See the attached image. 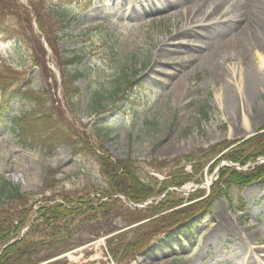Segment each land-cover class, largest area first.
<instances>
[{
    "label": "rangeland",
    "instance_id": "374dc122",
    "mask_svg": "<svg viewBox=\"0 0 264 264\" xmlns=\"http://www.w3.org/2000/svg\"><path fill=\"white\" fill-rule=\"evenodd\" d=\"M19 1L28 9L33 3L43 12L53 10L70 26L63 31L65 38L55 55L37 24L7 17L12 13L9 2L0 0V11L8 13L0 18V103L15 89L46 93L49 106L58 107L71 131L83 136L54 150L24 144L15 120L33 106L13 101L9 115L0 119V180L18 185L35 199L93 195L110 188L99 158L107 154L113 163L134 162L146 179L143 188L148 191L150 186L156 195L143 203L149 206L136 207L145 211L153 205L136 224L124 222L118 214L108 225L102 219L84 224L75 219L59 224L52 237L51 229L38 228L31 217L22 235L27 234V241L46 243L41 264H133L120 257L114 260L111 249L122 246L121 239L125 243L132 239L137 226L147 227L172 212L170 207L161 213L155 210L167 192L183 198L179 208L197 206L199 220L180 235L159 233L148 252L136 257V264H209L213 257L230 254L246 236L254 240L241 258L264 246V168L253 170L257 162L264 164V157L242 168L251 172L253 181L221 193L213 189L220 182V169L229 165L221 158L235 151L249 156L252 151L241 143L264 133V117L260 118L264 114V29L258 26L256 31L251 24L245 31L239 28L240 41L226 47L219 59L225 77L205 59L187 63L197 45L192 49L182 35L190 29L198 32L196 26L203 23L241 24L242 11L234 7L236 2L262 15L264 0ZM217 5L224 13L207 22ZM203 6V14L194 17ZM182 47L187 53H175ZM64 56H77L81 62L73 72L81 75L76 87L85 103L73 109L62 90ZM35 61L45 63L50 73L45 74ZM250 66L257 71V91L247 103L236 88ZM230 87L239 104L237 121L226 105ZM185 173L193 176L192 181L178 189L167 187L168 181ZM119 206L134 210L126 200ZM111 229L112 233H105Z\"/></svg>",
    "mask_w": 264,
    "mask_h": 264
},
{
    "label": "trees",
    "instance_id": "16d2710c",
    "mask_svg": "<svg viewBox=\"0 0 264 264\" xmlns=\"http://www.w3.org/2000/svg\"><path fill=\"white\" fill-rule=\"evenodd\" d=\"M8 2L9 11L12 10V13L10 15L7 13V15L0 11V18L7 15V17H12L15 21L25 25L32 26L36 23L41 37L45 38L48 47L56 55L58 52L57 45L65 38L63 31L69 28L70 25L66 24L65 20H61V17L53 10L43 12V9H39L33 3L29 4L31 7L28 9L19 0H7ZM17 43L19 44V42ZM63 60L60 65L62 90H64L67 106L73 109V107L85 103L84 100L80 99L81 94L76 87L81 75L77 71L74 74L75 65H79L81 62L77 56L72 58L64 56ZM35 64L45 74L50 73L45 63L42 65L35 61ZM45 95L46 93L29 92L21 89L13 90L0 103V119L2 120L9 115L10 105L13 101L27 102L33 106L30 112L27 115H20L15 120L19 138L24 144H34L48 150H54L59 144H68L73 137L83 136V134L71 131V126H68L67 121H64L59 108H54V104L49 106V101L45 99ZM55 109H57L56 112H54ZM96 111L99 112V108ZM241 144L242 147L249 148L252 151L249 156H244L242 151H235L224 155L221 159L242 168L246 167L247 164H254L258 159L264 157V133ZM107 156V154H104L99 158L103 164V174L107 176L110 188L102 192L98 190L93 195L85 193L77 195L75 198L63 196L59 201L43 198L35 199L32 194L22 192L18 185L14 186L6 179L0 180V264H41L43 262L39 257L46 249V243L43 241H27V234L22 235V231L28 227L30 222L28 220L31 217L35 218L38 228L51 229L52 237L56 235L54 229H57L62 223L68 224L69 221L75 219L83 220L82 224L94 219L98 221L102 219L103 223L107 224L109 220L113 219L114 214H118L123 217L124 222L129 220V224L143 221L145 218L144 212L152 209L153 205L146 208L145 211L138 209L131 211L125 206V212L122 213L120 211L122 207H125L119 206L122 201L120 197H125L133 204H143L156 195L149 191L150 186H148V191H145L143 181L146 179L139 172V168L134 162L113 163L110 162ZM188 161L191 163L193 160L188 159ZM263 168L264 164H257L253 167V170L260 171ZM220 170V182L213 188L218 193L225 192V189H230L232 186L242 187L253 181L251 172L239 171L233 166L223 167ZM182 177L172 178L167 182V187L181 188L192 181L193 178L192 175L187 173L183 174ZM211 195L212 193L209 198H211ZM178 197L179 194L167 192L164 199L157 201L158 206L157 209L155 208L157 212L161 213L168 207H170L168 210L172 212L150 221L147 226L149 227L148 231H142L147 228L146 226H137L138 229L128 242L125 243V238L121 239L124 242L122 246L111 249L114 260L120 257L121 260H129L130 263L136 264V257L148 252L147 248L152 239L159 233L165 232L168 236L171 234L180 235L181 232L189 230L192 224L197 223L199 220L197 214L199 211H196L197 206L191 207L190 205L189 207L179 208L183 198ZM112 231L114 229L105 233L110 234Z\"/></svg>",
    "mask_w": 264,
    "mask_h": 264
},
{
    "label": "bare ground",
    "instance_id": "6f19581e",
    "mask_svg": "<svg viewBox=\"0 0 264 264\" xmlns=\"http://www.w3.org/2000/svg\"><path fill=\"white\" fill-rule=\"evenodd\" d=\"M223 1V0H222ZM219 0V2H222ZM197 4V3H196ZM240 2H236L234 7L239 8L238 11H242L239 16L242 18L243 23L238 24V22H231L230 25H226L227 22L219 21L217 25H206L205 26H196L199 31L196 32L193 29L186 30L182 33L185 37H188L187 44L191 46V48H195L194 44L197 45L196 54L192 56H189L188 62L189 64L194 63V61L198 60H207L210 62V64L215 67L217 74H223L220 72L221 66L219 59H221L222 54L225 52V48L229 45L234 46L237 41H240L239 34H240V27H243V30L245 31V27L250 25V28L259 30L257 27H261L264 29V14L261 15V11H253L250 7H244L240 5ZM165 8V7H164ZM212 15L207 19V22H214L217 20V18L224 13V9L222 6H215L213 7ZM205 6L201 8L195 15L200 16L203 14V11L205 10ZM211 10V8H210ZM209 11V10H208ZM146 12V11H144ZM237 14V13H236ZM236 16V15H235ZM240 20V19H239ZM249 27V26H248ZM247 27V28H248ZM201 28V29H200ZM190 37V38H189ZM228 50V49H226ZM175 53L179 55H183L187 52H185L184 47L179 48L175 51ZM249 73L247 77L242 78L241 84L234 86L237 90V93H239L242 96V102L245 98V102L249 103V100L255 96V91H257V82H256V72L254 71L253 67H249ZM223 77L225 75L223 74ZM220 78V77H219ZM222 79V78H221ZM232 87L227 88V99H226V105L227 109L230 112V115L232 116V119L234 121H237V115L236 112L239 110V104L237 101V96L232 93L230 90ZM264 117V114H260V118ZM243 124L246 129H248V126L246 125V120L244 119ZM247 231H249V227L246 228ZM264 233V228L262 229ZM254 239H251L250 237L246 236V238L236 247L234 250L224 257H213L212 261L209 262V264H262L264 262V246L259 247L255 251H250L248 253L247 257H242L241 255L244 252V249L246 246H251ZM252 249V247H250ZM240 258V260H238Z\"/></svg>",
    "mask_w": 264,
    "mask_h": 264
}]
</instances>
